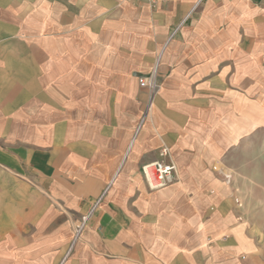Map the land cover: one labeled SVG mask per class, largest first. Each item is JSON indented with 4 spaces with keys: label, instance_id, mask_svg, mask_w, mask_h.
<instances>
[{
    "label": "crops",
    "instance_id": "0c3cea01",
    "mask_svg": "<svg viewBox=\"0 0 264 264\" xmlns=\"http://www.w3.org/2000/svg\"><path fill=\"white\" fill-rule=\"evenodd\" d=\"M258 132L264 0H0V264H264Z\"/></svg>",
    "mask_w": 264,
    "mask_h": 264
},
{
    "label": "rangeland",
    "instance_id": "374dc122",
    "mask_svg": "<svg viewBox=\"0 0 264 264\" xmlns=\"http://www.w3.org/2000/svg\"><path fill=\"white\" fill-rule=\"evenodd\" d=\"M251 138L249 144L239 146L237 151L239 170L247 184L239 202V219L247 220L255 233L264 236V132Z\"/></svg>",
    "mask_w": 264,
    "mask_h": 264
},
{
    "label": "built area",
    "instance_id": "2783aa9c",
    "mask_svg": "<svg viewBox=\"0 0 264 264\" xmlns=\"http://www.w3.org/2000/svg\"><path fill=\"white\" fill-rule=\"evenodd\" d=\"M157 1L146 0L150 5H155ZM139 85L147 89L149 101H151L158 87L154 71L146 77H141L139 79ZM146 112L145 109L142 113L141 121L146 116ZM140 171L149 189H159L172 183L176 179L177 167L171 159L168 147L162 146L159 150L158 159L141 165ZM225 177L229 179L230 175L226 174ZM96 204L93 208L96 207Z\"/></svg>",
    "mask_w": 264,
    "mask_h": 264
}]
</instances>
